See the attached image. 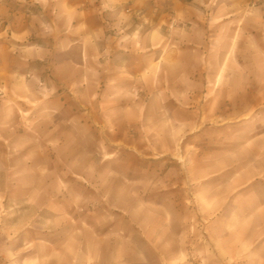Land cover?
<instances>
[{
	"label": "crops",
	"instance_id": "1",
	"mask_svg": "<svg viewBox=\"0 0 264 264\" xmlns=\"http://www.w3.org/2000/svg\"><path fill=\"white\" fill-rule=\"evenodd\" d=\"M122 152L146 179L116 167ZM165 157L177 180L167 166L162 201L143 200ZM43 173L72 197L79 178L87 206L8 264H264L262 0H0V199L17 182L25 213ZM111 190L129 204L101 209Z\"/></svg>",
	"mask_w": 264,
	"mask_h": 264
},
{
	"label": "rangeland",
	"instance_id": "2",
	"mask_svg": "<svg viewBox=\"0 0 264 264\" xmlns=\"http://www.w3.org/2000/svg\"><path fill=\"white\" fill-rule=\"evenodd\" d=\"M74 110H76V105H74ZM87 139H89L91 143H96V132L91 131L89 138L87 137ZM75 142H82L81 136H75ZM77 152L79 153L81 151L75 149V153ZM162 160L154 159V161L148 166V175L150 176L147 178V180L137 184V188L147 195L143 198V200H150L159 203L162 201L161 191L158 190V187L162 185L160 182V179H162L161 171L163 170L165 172L167 166L170 167V184L175 182V180L178 178V164L176 160H173L172 158L170 159L169 157H165V162L163 163ZM42 162L43 169L52 170L55 174L60 173V164L58 165V163L46 161L44 159ZM137 164V160L134 157H132L127 152H122L121 162L116 167L121 169L122 173L128 177L133 175L135 177H140L143 180L146 179L145 167H139ZM109 167L113 169V165ZM42 177L43 180L41 182H35L33 177L26 181L27 192L25 197V205L27 209L25 210V213L22 214H19L16 209H10L11 207H15L17 205L19 199L21 202V197L18 196L21 195L22 191H18V183H4L6 189L4 190L3 198L0 199V205L3 207H9V209H0V264H8L12 257H14L12 258L14 260L17 258V253H19L18 251L23 248V240L31 241V239L34 237L41 236L45 239H54L57 242H62L67 237L68 233L71 232V226L68 225L67 222L71 221V216L75 215V213L72 212V209H85L87 206V203H83L81 202L80 198H76L77 194H81L82 191V182L79 180V178L75 177V179L68 182L69 187H73V192L75 194L74 197H72V192L66 194L64 188L63 190L58 189L57 185L59 183H52L49 181V179L45 180L49 177V174L44 175L43 173ZM157 180L158 183L156 182ZM125 184L129 185V183ZM35 185H41V197L33 196L34 191L32 187ZM126 188L129 190V186ZM114 195L115 194L113 190H111L109 196L101 199V209H114L113 206L116 204H129V199L125 197H115ZM183 197V194L177 189H173L170 192V206L171 208L173 207V215L175 218H178L184 214L183 209H178L177 207L179 198L181 199ZM35 204L36 207L39 205L41 206V209H43L42 212L38 213L37 215L34 214ZM89 204L97 205L96 199L92 198ZM68 215L70 217H68ZM141 215L144 214H139V216ZM116 220L122 222L123 225L125 223L124 218H116ZM23 224L26 226L25 229L19 231ZM19 237H21L20 241L17 240Z\"/></svg>",
	"mask_w": 264,
	"mask_h": 264
},
{
	"label": "built area",
	"instance_id": "3",
	"mask_svg": "<svg viewBox=\"0 0 264 264\" xmlns=\"http://www.w3.org/2000/svg\"><path fill=\"white\" fill-rule=\"evenodd\" d=\"M262 2L264 3V0H262Z\"/></svg>",
	"mask_w": 264,
	"mask_h": 264
}]
</instances>
